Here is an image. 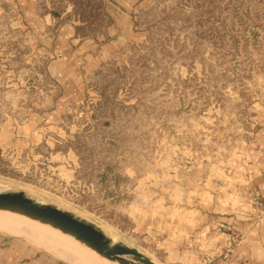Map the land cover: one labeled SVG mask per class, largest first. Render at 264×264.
<instances>
[{
	"label": "rangeland",
	"instance_id": "1",
	"mask_svg": "<svg viewBox=\"0 0 264 264\" xmlns=\"http://www.w3.org/2000/svg\"><path fill=\"white\" fill-rule=\"evenodd\" d=\"M70 57L76 77L57 64ZM262 103L264 0H0V192L69 210L158 264L236 251L242 234L221 219L242 192L260 208L228 162ZM36 239L0 230V264H73Z\"/></svg>",
	"mask_w": 264,
	"mask_h": 264
},
{
	"label": "crops",
	"instance_id": "2",
	"mask_svg": "<svg viewBox=\"0 0 264 264\" xmlns=\"http://www.w3.org/2000/svg\"><path fill=\"white\" fill-rule=\"evenodd\" d=\"M69 30L68 28L63 29V37L65 34H68ZM70 31L71 34L74 35V30L71 29ZM85 45L86 44H84L83 47L90 50V46ZM64 49L63 54L66 55L65 51H67L68 47L64 46ZM75 53H73V55H75ZM71 61L72 58L70 57V59H67L66 63H64L65 60H59L57 64H60V72H62L63 75L76 77L77 72H73V69L69 68ZM75 62L77 64V59ZM80 62L81 60L79 63ZM67 64H69V66ZM82 67L86 71V74H88L92 72L95 64L88 60ZM244 149L245 152L241 161H230L228 162V166L230 165L233 168L234 174L239 178L237 183L246 184L250 190H252L255 200L259 204L260 211L256 213L250 212L247 195L244 194V192L241 193V196L245 197L247 202L243 204L240 203L237 207L232 205L228 207V209L232 211L230 212L232 216H224L221 220L232 224L233 229L240 231L243 240L228 260L220 261L217 264H264V103H262L260 111L256 114L255 133L253 134V138L247 141ZM236 189L237 187L235 184L231 185L228 194H234L237 192ZM148 192L149 190L144 191V193ZM194 241H196L197 244L200 242L199 239H194ZM197 255L200 256L201 260V255Z\"/></svg>",
	"mask_w": 264,
	"mask_h": 264
},
{
	"label": "water",
	"instance_id": "3",
	"mask_svg": "<svg viewBox=\"0 0 264 264\" xmlns=\"http://www.w3.org/2000/svg\"><path fill=\"white\" fill-rule=\"evenodd\" d=\"M0 211L15 213L59 230L111 263L158 264L138 249L114 240L95 223L25 192H0Z\"/></svg>",
	"mask_w": 264,
	"mask_h": 264
},
{
	"label": "bare ground",
	"instance_id": "4",
	"mask_svg": "<svg viewBox=\"0 0 264 264\" xmlns=\"http://www.w3.org/2000/svg\"><path fill=\"white\" fill-rule=\"evenodd\" d=\"M0 230L9 234H18L25 238H37L35 242H38L40 246L52 255L61 259H69L73 264H113L71 236L15 213L0 211ZM80 250H84L85 253H90L98 258V263L91 262L83 254L79 253Z\"/></svg>",
	"mask_w": 264,
	"mask_h": 264
},
{
	"label": "built area",
	"instance_id": "5",
	"mask_svg": "<svg viewBox=\"0 0 264 264\" xmlns=\"http://www.w3.org/2000/svg\"><path fill=\"white\" fill-rule=\"evenodd\" d=\"M258 204V202H256ZM231 238H237L236 236L231 237ZM233 251L232 248H226L223 252L222 255L220 257H222V259H226L228 257V255ZM215 259H211L207 261V264H214Z\"/></svg>",
	"mask_w": 264,
	"mask_h": 264
}]
</instances>
